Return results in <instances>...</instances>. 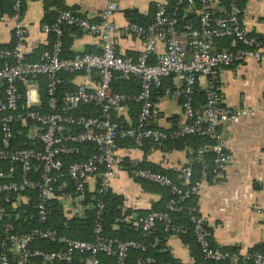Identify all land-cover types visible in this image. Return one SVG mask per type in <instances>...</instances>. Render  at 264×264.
Wrapping results in <instances>:
<instances>
[{"label": "built area", "instance_id": "built-area-1", "mask_svg": "<svg viewBox=\"0 0 264 264\" xmlns=\"http://www.w3.org/2000/svg\"><path fill=\"white\" fill-rule=\"evenodd\" d=\"M183 1L197 12L198 29L179 31L177 18L168 14L161 1L155 3L149 23L129 22L123 27H117L110 20V16L119 11L112 1L97 19L59 9L51 22L41 24L44 33L54 35V43L50 49L42 50L35 60L28 59L25 52L21 0H13L11 16H0V22L8 18L14 21L12 43H0V264H102L101 255L113 258L115 264H129L131 250L140 252L132 264H174L157 261L146 254L155 243L121 240L102 234V197L110 190L112 179L122 170L118 140L130 139L136 150L141 149L146 140L160 145L168 138L186 135L203 136L211 141L197 150L198 154L209 150L214 153L209 179L208 166L204 163L194 180L192 167L189 164L182 167V186L169 175L151 168H137L132 172V177L166 187L171 194L164 210H153L137 219L141 230L146 233L157 222H162L165 231L178 236L185 228L173 223L170 213L183 208L189 213L198 212L197 206H183L181 201L198 194L205 182L215 181L230 161L226 139L219 126L237 123L255 113L253 107L230 108L223 104L215 83L217 71L247 59L264 61L263 41L250 34L242 23L244 7L240 0H227L223 15L213 14L210 0H178L179 3ZM65 27H76L93 35L99 40L100 52L63 57ZM116 34L142 38V50L135 58L123 57L115 51ZM219 37L231 38L234 47L215 51L212 42ZM237 43L240 46H235ZM159 45H163L160 52ZM82 72H96L97 82L83 81L59 97L63 76ZM115 75L123 79L135 78L139 84L138 92L131 95L112 90ZM175 75L181 76V85L173 95L180 99L183 120L170 131L150 126L154 113L152 93L164 79ZM40 77L45 79V100L40 94ZM201 78L207 81L202 89L204 104L199 109L193 98ZM127 101L139 103V112L134 126L123 127L115 115ZM87 104L95 105L97 113H74ZM15 125L25 127L26 138L34 146H14ZM87 144L92 145L93 151L84 160L71 162L65 168L64 157L85 155ZM65 179L70 180V191H67ZM27 192L35 193L36 218L40 223L48 219V201L51 199L61 202L65 211L73 216H82L86 210L94 209L93 240L71 238L46 226L16 231L11 222L3 221L8 213L6 205L14 208L27 202ZM89 194L92 201L85 202ZM192 222L194 237L204 259L225 264H264V244L245 254L222 249L211 244V231L199 212L192 216ZM36 240L61 247L54 250L33 247Z\"/></svg>", "mask_w": 264, "mask_h": 264}, {"label": "crops", "instance_id": "crops-1", "mask_svg": "<svg viewBox=\"0 0 264 264\" xmlns=\"http://www.w3.org/2000/svg\"><path fill=\"white\" fill-rule=\"evenodd\" d=\"M55 1V0H48ZM60 3L45 8V0H25L22 20L25 24V52L28 58L38 57L37 49L47 46L51 34L41 30V24L55 18L56 11L63 6L83 17L97 19L109 1L116 3L119 11L110 16L117 26L123 27L129 22L147 24L155 10V3L161 1L166 6L170 0H57ZM220 0H210L213 8L222 13L225 8ZM242 23L246 30L259 36L264 44V0H244ZM197 12L186 6L184 15ZM13 23L8 18L0 22V43L10 45L13 41ZM65 39L70 42V50L80 54L83 52H100L99 40L82 31L68 30ZM221 42V41H218ZM217 42V43H218ZM230 46L234 43L230 40ZM115 51L123 57L135 58L143 47V40L137 35L116 34L114 36ZM215 51L226 49L214 46ZM163 45L158 46V52ZM94 72L73 75L75 85L88 81L95 83ZM207 79H200L202 90ZM215 83L220 89L223 104L227 107H253L255 113L243 117L237 123H223L219 129L226 139L230 161L215 181H207L197 194V208L211 230L213 244L220 248L235 249L241 254L254 251L264 244V61L247 59L245 62L230 67H222L217 71ZM181 85V76L175 75L163 80L160 88L163 94L154 100V113L150 123L158 128L168 130L183 120L180 99L173 91ZM118 86L117 88H121ZM129 88L128 85L125 86ZM130 89H134L130 86ZM134 92V91H131ZM138 105H125L117 114L123 122H130L137 116ZM118 154L128 157L132 162L148 161L163 169L172 170L171 174L181 178L182 167L191 160L192 150L184 148L171 152H163L152 148L144 155L142 149L119 147ZM172 178V176H170ZM91 182V180H90ZM111 191L123 196V209L128 218L134 219L139 211L146 212L157 206L162 199L158 187L144 184L132 177L122 166V170L111 181ZM65 210V209H64ZM67 217L68 212L65 211ZM166 249L181 264H192L194 258L189 246L179 236L169 235L165 242Z\"/></svg>", "mask_w": 264, "mask_h": 264}, {"label": "trees", "instance_id": "trees-1", "mask_svg": "<svg viewBox=\"0 0 264 264\" xmlns=\"http://www.w3.org/2000/svg\"><path fill=\"white\" fill-rule=\"evenodd\" d=\"M24 1L21 0V15L23 14V8H24ZM220 4L225 8L227 4V0H220ZM244 0H240V3L243 4ZM60 2L55 1H48L45 0V8L48 9L50 5L59 4ZM13 0H0V16L1 15H7L11 16L13 14ZM187 3L185 1L179 3L178 0H170L167 7V12L169 15H173L177 18V28L179 31H188V30H194L198 29L199 27V21H198V15L194 12H190L186 15H184L183 10L186 8ZM62 9H66V7L63 6ZM214 15H223L224 13L220 12L218 8H212ZM51 22V21H50ZM134 22V21H133ZM136 22V21H135ZM138 23V22H137ZM68 30L71 31H81L77 29L76 27H65L64 33L62 37V51L61 55L63 57H73L77 55V53H74L70 50V42L65 39V34ZM51 34V33H50ZM51 41L47 46L39 47L37 49L38 51H42L44 49H50L54 43L55 37L53 34H51ZM256 36V35H255ZM258 39L261 40L259 36H256ZM230 40L231 38L228 37H219L215 38L212 42L214 46H222V48H233L234 46H230ZM221 41V42H218ZM218 42V43H217ZM235 46H240L239 43ZM39 52V53H40ZM38 53V55H39ZM31 60H35V54L33 58H28ZM93 74L95 79H98V75L96 72ZM73 75L66 74L63 76V82L60 85L59 88V97L61 94L66 90H74L77 85L73 82ZM45 79L44 77L39 78V87H40V94L43 100H45V87L44 83ZM128 85L129 88L126 89L125 86ZM118 86H122L121 88H117ZM130 86L134 88L133 90L130 89ZM111 88L114 91L123 92L127 94L134 95L139 90V84L138 81L135 78H129V79H123L120 78L118 75H115V77L112 80ZM134 91V92H131ZM164 89L163 88H157L152 93V100L154 101L156 99V96L159 94H163ZM194 104L197 108H201L204 104V97H203V91L200 88H196L194 92ZM126 105H138V112H139V103L135 101H127ZM97 107L93 104H87V105H81L78 109L74 111L75 114H96L97 113ZM116 119L120 122V124L123 127L126 126H134L135 121L137 119V116H132V119L130 122H123L121 120V116L118 114L115 115ZM149 125L156 127L152 125L149 121ZM173 128L168 129L166 131L173 130ZM15 132V141L14 146L15 147H24V146H34L31 140H28L26 138V129L23 126L15 125L14 128ZM211 141L203 136L198 135H186L176 138H168L164 140L160 145L157 143L146 140L141 149L144 151V155L148 153L149 150L152 148H158L163 152H171L174 150H181L184 148H189L193 152L191 154V160L189 165L192 167V179H197L201 170L202 164H207L208 166V172L207 176L208 179L211 177V164L214 157V153L212 151H206L201 154L197 153V150L203 146L204 144L210 143ZM87 153L85 155L83 153H80L79 155H72L64 157V165L65 168L67 165L74 161H80L84 160L88 153L93 151V147L90 144H87ZM118 146L122 148H134V144L130 139H120L118 140ZM85 147V145H84ZM85 150V149H84ZM122 166L124 170H126L130 175H132V172L136 170L137 168H151L155 171L167 174L169 176H172V179L177 184H182V178H178L177 176H174L171 174L172 170L169 169H163L155 164H151L148 161H142V162H136L131 161L128 159V157L122 158ZM3 166V165H2ZM138 181L142 182L144 186L146 184H152L159 188V190L162 193V199L157 203V206L153 207V209L150 211H162L165 209V204L167 200L171 197V194L169 192V189L166 187L159 186L157 184L141 180L138 178H135ZM67 182V191H70L71 185L70 180L65 179ZM182 186V185H181ZM184 187L186 185H183ZM27 196H29V200L25 203H21L16 207H12L10 204H7V214L4 215L3 221L11 222L16 231L18 232H25L28 231L30 228L35 226H46L50 228L56 229L60 234L66 235L71 238L76 239H83V240H93L94 238V226L96 222V215L94 209H88L84 212L82 216H71L67 217L65 215V210L61 202L51 199L48 201L50 212L48 215V219L45 223H40L37 221L36 218V196L34 192H27L25 193ZM92 201L91 195L87 196L85 202ZM94 201V200H93ZM102 201L104 203V208L102 210L101 216H100V223L102 226V234L105 237H112V238H119L121 240H127V239H134L140 242H143L145 244L148 243H155V246L153 248H148L146 251V254L151 255L156 258L157 261L160 262H171L174 264H181L175 257L171 255V253L166 249L165 242L167 240V237L171 235L170 232L164 230V224L162 222H157L154 227L151 228L148 232H143L141 230V227L136 222L134 223V219L128 218L127 210L123 209V201L124 198L122 195L114 193L111 191V189L102 197ZM181 204L183 206L187 205H195L197 206V194L191 195L190 197L184 199L181 201ZM146 212V213H148ZM10 215V216H9ZM143 212L138 213V216L136 217V221L139 217L143 216ZM198 215V212H192L189 213L186 208H183L182 210L178 212H171L170 216L172 218V222L175 224L181 225L183 228H185V231L183 233H180L178 236L180 237L181 241L189 246L190 252L194 258V263L192 264H225V263H216L209 259H204L203 254L200 251L199 245L195 240L194 232H193V222H192V216ZM209 228V226H208ZM210 230V228H209ZM211 231V230H210ZM211 244H213L212 238H211ZM33 247H39L45 250H54L59 249L61 245L56 243L47 242L44 240H36L33 242ZM217 247V246H216ZM261 248V247H260ZM258 248V249H260ZM225 249V248H222ZM230 251H234L235 249H227ZM257 250V249H255ZM140 255V252L138 250H131L129 253V264H132V261L135 260ZM100 260L102 264H115L113 258L107 257L105 255L100 256Z\"/></svg>", "mask_w": 264, "mask_h": 264}, {"label": "rangeland", "instance_id": "rangeland-1", "mask_svg": "<svg viewBox=\"0 0 264 264\" xmlns=\"http://www.w3.org/2000/svg\"><path fill=\"white\" fill-rule=\"evenodd\" d=\"M34 95V94H33Z\"/></svg>", "mask_w": 264, "mask_h": 264}, {"label": "water", "instance_id": "water-1", "mask_svg": "<svg viewBox=\"0 0 264 264\" xmlns=\"http://www.w3.org/2000/svg\"><path fill=\"white\" fill-rule=\"evenodd\" d=\"M10 216V215H9Z\"/></svg>", "mask_w": 264, "mask_h": 264}]
</instances>
